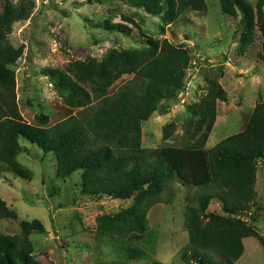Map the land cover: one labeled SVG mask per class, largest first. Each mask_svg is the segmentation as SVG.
I'll return each mask as SVG.
<instances>
[{
  "label": "trees",
  "instance_id": "16d2710c",
  "mask_svg": "<svg viewBox=\"0 0 264 264\" xmlns=\"http://www.w3.org/2000/svg\"><path fill=\"white\" fill-rule=\"evenodd\" d=\"M126 2L171 21L188 11L208 9L207 0ZM219 2L225 16L241 17L243 31L237 54L245 56L260 33V58L264 61V0H258L256 7L249 0ZM20 19L22 14L11 8L0 14V174L5 170L33 180V172L19 161L25 151L20 139H25L44 156L56 157L57 179L67 180L81 172L83 195L131 200L129 208L96 219L97 237L122 246L128 261L120 264L145 258L139 243L148 232V216L156 205L172 201L165 193L175 183L195 189L185 213L189 244L181 258L186 264H237L245 252L244 240L251 237L264 249V237L242 218L252 214L258 203L257 168L264 159V103L257 105L244 131L208 150L218 104L228 101L225 89L211 80L207 94L191 110L194 119L185 123L182 147L145 148L143 125L155 113H167L178 101L192 56L185 47L144 35L147 41L143 50L113 49L101 61L71 62L65 71L45 69L43 74L62 94L65 106L83 113L53 126H49V115L40 114L36 125L30 124L19 109L16 74L10 68L24 54V49L15 48L8 38ZM124 19L137 27L135 20ZM116 27L126 36L133 33L123 24ZM126 76L131 79L112 94ZM176 129L174 123L165 126L163 139L173 137ZM215 199L222 204V214L208 212ZM0 220H19L1 198ZM257 221L255 213L251 222ZM19 226L16 235L0 232V264H43L34 255L31 236L45 234V226L39 220L21 221Z\"/></svg>",
  "mask_w": 264,
  "mask_h": 264
},
{
  "label": "rangeland",
  "instance_id": "374dc122",
  "mask_svg": "<svg viewBox=\"0 0 264 264\" xmlns=\"http://www.w3.org/2000/svg\"><path fill=\"white\" fill-rule=\"evenodd\" d=\"M256 7L258 0H249ZM205 12L188 11L174 21L154 17L146 9H136L126 0H0V14L11 8L22 19L9 35L15 48H23L22 58L10 68L16 74V94L24 119L36 125L40 114L49 115L53 126L83 110L65 106L62 94L43 74L45 69L65 71L71 62L103 60L113 49L143 50L147 39L168 40L190 50L192 63L187 70L185 88L178 101L165 114L155 113L143 125V143L147 149L182 147L185 123L194 119L192 108L207 94L209 81L219 83L228 94L227 102L218 104V116L207 149L245 130L257 105L264 103V61L262 39L245 56L237 54L243 31L241 17L231 19L222 13L219 0H207ZM124 18L135 20L137 27ZM133 30L126 36L116 25ZM131 77L119 81L112 94ZM177 129L169 140L163 129L170 124ZM19 161L33 172L27 181L13 173L0 174V198L14 210L18 221L0 220V232L18 234L21 221L39 220L45 234L34 233V255L43 264H120L127 262L122 246L109 238H98L96 219L114 215L131 206L132 201L112 200L108 196H85L81 192V172L70 179L56 177V157L44 156L42 150L25 139ZM165 198L172 201L156 205L148 216V232L140 247L146 256L130 264H186L181 253L189 244L185 213L195 189L180 183L170 185ZM256 191L258 203L243 219L254 225L264 237V159L258 162ZM167 194V195H166ZM209 213L222 214L220 200H213ZM256 213L257 223L251 222ZM245 252L237 264H264V249L257 238L244 240ZM63 261V263H62Z\"/></svg>",
  "mask_w": 264,
  "mask_h": 264
},
{
  "label": "crops",
  "instance_id": "0c3cea01",
  "mask_svg": "<svg viewBox=\"0 0 264 264\" xmlns=\"http://www.w3.org/2000/svg\"><path fill=\"white\" fill-rule=\"evenodd\" d=\"M18 232H20V227H19V231ZM19 234V233H18ZM11 235H16V234H11Z\"/></svg>",
  "mask_w": 264,
  "mask_h": 264
},
{
  "label": "water",
  "instance_id": "95a60500",
  "mask_svg": "<svg viewBox=\"0 0 264 264\" xmlns=\"http://www.w3.org/2000/svg\"><path fill=\"white\" fill-rule=\"evenodd\" d=\"M62 263H63V261H62Z\"/></svg>",
  "mask_w": 264,
  "mask_h": 264
}]
</instances>
